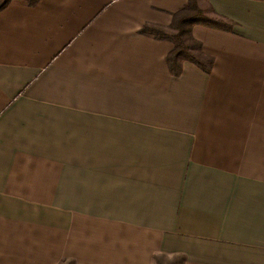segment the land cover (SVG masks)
Returning <instances> with one entry per match:
<instances>
[{
	"label": "crops",
	"instance_id": "0c3cea01",
	"mask_svg": "<svg viewBox=\"0 0 264 264\" xmlns=\"http://www.w3.org/2000/svg\"><path fill=\"white\" fill-rule=\"evenodd\" d=\"M187 2L0 11V264H264V1L199 0L173 76Z\"/></svg>",
	"mask_w": 264,
	"mask_h": 264
},
{
	"label": "trees",
	"instance_id": "16d2710c",
	"mask_svg": "<svg viewBox=\"0 0 264 264\" xmlns=\"http://www.w3.org/2000/svg\"><path fill=\"white\" fill-rule=\"evenodd\" d=\"M13 0H0V11L5 9ZM35 6L40 0H26ZM264 1V0H261ZM195 25H205L213 28L232 31L234 22L223 16H211L205 13L199 0H188L187 4L173 13L169 27L146 25L141 32L158 39L172 42L173 48L166 55V63L173 76H178L183 70V63L192 62L206 73H211L214 58L203 51V44L193 34Z\"/></svg>",
	"mask_w": 264,
	"mask_h": 264
},
{
	"label": "rangeland",
	"instance_id": "374dc122",
	"mask_svg": "<svg viewBox=\"0 0 264 264\" xmlns=\"http://www.w3.org/2000/svg\"><path fill=\"white\" fill-rule=\"evenodd\" d=\"M167 264H171L170 262H167Z\"/></svg>",
	"mask_w": 264,
	"mask_h": 264
}]
</instances>
